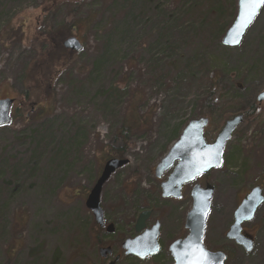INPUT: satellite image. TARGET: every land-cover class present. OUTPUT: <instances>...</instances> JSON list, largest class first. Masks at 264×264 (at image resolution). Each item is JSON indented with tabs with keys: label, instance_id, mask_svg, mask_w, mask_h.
I'll return each instance as SVG.
<instances>
[{
	"label": "rangeland",
	"instance_id": "1",
	"mask_svg": "<svg viewBox=\"0 0 264 264\" xmlns=\"http://www.w3.org/2000/svg\"><path fill=\"white\" fill-rule=\"evenodd\" d=\"M53 1L0 0V99L16 98L12 115L21 106L22 92H32L22 69L38 56L32 46L38 30L72 23L90 12L97 16L89 31L81 24L71 34L85 47L52 89L54 106L40 115H31L33 108L22 112L0 128V264H109L113 257L103 259L99 248L130 231L144 206H154L163 217L165 236L184 235L190 189L180 200L163 199L155 191V168L176 141L169 128L180 126L181 133L189 121L201 117L211 87L217 89L218 111L211 117L209 142L227 119L245 110L263 90L264 6L242 43L228 47L222 38L231 25L222 30V23L233 14L234 0H191L185 8L182 0H86L82 12H75L81 1L57 0L49 12ZM176 7V18L167 21ZM5 28L10 34L6 43ZM34 83L37 104L44 93ZM135 99L139 116L147 114L152 122L131 139L125 155L130 163L103 187L105 219L118 232L105 235L107 240L100 244L86 199L112 156L108 149L118 147L115 135ZM44 101L49 106V100ZM258 116V122L240 124L228 141L232 152L263 139L256 131L264 127V112ZM104 148L107 157L101 159ZM261 154L264 145L259 158L244 163L247 174L242 177L236 169L243 162L231 159L206 177L216 190L204 245L215 251L228 244L232 255L226 264H264V204L244 224L256 233L251 252L225 237L237 204L248 192L244 189L252 188L264 166ZM16 176L18 183L13 182ZM168 257L163 264L172 263ZM129 259L123 257L117 264L151 262Z\"/></svg>",
	"mask_w": 264,
	"mask_h": 264
},
{
	"label": "water",
	"instance_id": "2",
	"mask_svg": "<svg viewBox=\"0 0 264 264\" xmlns=\"http://www.w3.org/2000/svg\"><path fill=\"white\" fill-rule=\"evenodd\" d=\"M238 9L235 20L228 28L222 38V43L228 47H237L241 44L247 30L253 24L264 5L256 9V13L247 25L243 27L246 17V10L238 0ZM239 33V35H238ZM239 39V43L235 41ZM63 47L76 53L83 49V43L76 36H70L63 42ZM232 76L235 78V74ZM258 101H264V90L259 94ZM16 102L15 98L0 99V127L7 126L12 121L11 110ZM243 122L242 115H236L228 119L216 139L209 143L205 139V128L209 124V118L201 117L189 121L183 128L179 138L173 143L164 157L155 168V175L160 178L171 170L167 181L162 183V196L164 198H181L184 184L193 182L201 175L209 173L213 169L223 166V157L226 143L231 139L237 127ZM127 158H109L101 170L97 181L90 189L86 199V206L94 216L95 221L104 225V209L101 204V195L106 182L119 169L128 165ZM215 186L207 184L194 185L191 191L193 199L192 208L186 219V228L189 230L187 237L177 240L171 246L174 258L173 264H225L227 256L223 251H211L203 243L206 222L211 210V199ZM264 204V195L260 187H254L235 211L234 223L231 226L227 237L242 246L246 252L254 249L253 235L243 233V224L254 219L257 210ZM149 211L141 213L137 220L136 231L144 228V223L149 217ZM114 224L107 226V231L112 233ZM159 226L156 225L150 231L138 235L135 238L126 239L123 243L125 255H136L145 258L159 251L158 244ZM112 254V247H101L100 255L106 258ZM121 255H117L110 264H116Z\"/></svg>",
	"mask_w": 264,
	"mask_h": 264
},
{
	"label": "trees",
	"instance_id": "3",
	"mask_svg": "<svg viewBox=\"0 0 264 264\" xmlns=\"http://www.w3.org/2000/svg\"><path fill=\"white\" fill-rule=\"evenodd\" d=\"M81 2H76V11L82 12L84 7L86 6V0H78ZM189 2L191 0H182L180 2V5L182 8L187 7L186 2ZM57 0L53 1L52 7H50V11L55 7L54 5L57 3ZM187 2V3H188ZM235 3L236 0L233 1V14L231 13L230 16H227L225 21L222 23V30H224L228 25H231L236 17V8H235ZM179 7V6H178ZM178 7L175 8V12L171 15L167 16V21H171L176 18V12L178 11ZM94 12H90L85 18L83 19H77L73 21L72 23H63L61 25H45V27L40 28L35 36L34 43L32 46L37 49L38 51V56L33 61L27 66H24V71L22 69V76L24 77V81L26 84H28L29 88L32 89V92L29 90H25L22 92V99L20 102V108L17 111L16 115H12V120L15 119V117H18L21 115L22 112L25 111H31L33 108L34 110L31 112V115L36 112V114H44L48 110V108H52L55 104V98L54 92H52V89H54L55 84L58 82V79L60 76L62 77L63 72L68 69L72 62V57L76 55L77 53L67 50L63 47V42L65 39L71 36L73 33V30L81 26V24H86L85 30L89 31L91 26L94 25L96 15L94 16ZM233 20V21H232ZM123 23L122 22L119 26V29H123ZM119 24V23H118ZM117 24V25H118ZM115 26H111L110 31H114ZM9 31H6V28L3 31L4 34V43H6L10 39V34L8 33ZM23 39V35L20 38V41ZM85 46H83L84 48ZM81 53V52H80ZM35 82L37 83V87L41 89V92L44 93L40 96L38 103L36 104V101L33 98L34 95V87ZM217 86V84H215ZM262 87L264 88V81ZM212 89V87H211ZM209 90L208 95L203 99V106L201 109V117H208L211 119V117L214 116V114L218 111L217 107L218 104L216 103V90ZM49 100V106L44 105L43 102H47L44 100ZM136 104H137V99H135L132 102V106L128 108V111L125 115L124 122L122 126L119 128L115 135V141H117L118 147L113 149L109 148L108 152L112 153V156L110 158H126V153L129 151L130 148V141L133 138L135 134H137L138 130L142 127H146L145 125H150L152 122V117L150 116L143 115L139 116V113L136 109ZM38 108V111H37ZM36 109V110H35ZM243 112V111H241ZM246 117H249V114L246 112L245 113ZM36 118V116H34ZM29 120L24 119V122ZM209 128V127H208ZM206 129L205 135L206 138L210 134H212V130ZM170 129V134L173 137V140H177L178 137L180 136V131L181 127L180 126H172L169 128ZM218 127L215 128L217 130ZM171 138V136H170ZM208 139V138H207ZM105 148L103 150V154L101 155V159L106 158L107 155L105 154ZM108 157V158H109ZM101 170V169H100ZM101 174V173H100ZM98 179V178H97ZM19 177H15V180L13 181L14 183H18ZM97 181V180H96ZM95 181V182H96ZM95 184V183H94ZM97 227V228H96ZM94 228L96 229V240L102 244L103 240L107 238L105 237L104 234L101 232V227L98 226L97 224H94ZM125 233L122 234L121 237L124 236ZM108 237H112L111 235H106ZM122 239V238H121ZM231 256H229L230 258ZM228 258V260H229Z\"/></svg>",
	"mask_w": 264,
	"mask_h": 264
},
{
	"label": "flooded vegetation",
	"instance_id": "4",
	"mask_svg": "<svg viewBox=\"0 0 264 264\" xmlns=\"http://www.w3.org/2000/svg\"><path fill=\"white\" fill-rule=\"evenodd\" d=\"M240 86V85H239ZM261 93V91L257 94V96H256V100L255 101H250L248 104H247V107H246V109L245 110H243V112H238V113H236L234 116H236V115H242L243 116V122L241 123V124H243V126L246 124V123H248L249 121H253L254 119H256V121L258 122V120L260 119V116H258L257 117V115H258V113L259 112H264V101H262V102H260V101H258V96H259V94ZM257 101V102H256ZM250 103H251V107H249L248 108V106L250 105ZM259 107H263V108H259ZM248 113L249 114V117H246L245 116V113ZM263 118V117H262ZM249 120V121H248ZM227 121V120H226ZM225 121V122H226ZM264 123V120H263V122H262V124ZM225 124V123H224ZM240 126V125H239ZM238 126V127H239ZM238 127H237V129H238ZM236 129V130H237ZM236 130H235V132H236ZM255 131H256V129H255ZM233 133V135H232V137L231 138H234L235 136H236V134L238 133ZM256 133L257 134H260V133H262V135H263V139L262 140H259V141H255V142H252V143H250V144H248V147H249V149H243L242 151H239V147L238 148H236L235 149V151H231V146L230 147H228L227 145H228V142L226 143V146H225V150H224V157H223V166L220 168V169H222V168H224L226 165H227V163L229 162V160L231 159L232 160V162L233 161H236V162H243V164H241L240 165V167L239 168H237L236 170H237V175L238 176H243V175H245V174H247V172L245 171L246 169L244 168V163H247L248 161H252V159H257V158H259L258 157V153H259V147H261L262 148V146L264 145V127H260V128H258L257 129V131H256ZM231 140V139H230ZM229 140V141H230ZM237 151V152H236ZM261 155H264V154H261ZM213 170H216V169H213ZM213 170H211L209 173H211ZM171 171L172 170H170V172L168 173V174H166V173H164L163 175H162V177H160V178H158L156 175H155V178H156V185H155V191H156V194H159L163 199H166V200H180V199H182L183 197H184V195H185V192H186V190H188V189H190V198H191V201L193 202V199H192V196H191V191H192V188L194 187V185H196V184H200L201 186H206L207 184H212V183H210L209 181H208V179L206 178L207 177V175L209 174V173H207V174H205V175H201V176H199L198 178H196L195 179V181L196 180H199V182H196L195 184H193L194 182H191V183H187V184H184L183 185V187H182V196H181V198H179V199H177V198H173V197H169V198H164L163 196H162V183H164L165 181H167L168 180V178H169V175H170V173H171ZM154 174H155V172H154ZM166 174V175H165ZM204 179H206V180H204ZM254 187H260L261 188V190H262V192H263V195H264V166H263V168L260 170V173H259V177H258V179L253 183V185H252V188H254ZM252 188H245L244 189V194L246 193V196H247V194L250 192V190L252 189ZM215 190H216V187H215ZM215 192V191H214ZM214 195V194H213ZM245 196V197H246ZM244 197V198H245ZM243 198V199H244ZM243 199L237 204L238 206L241 204V202L243 201ZM238 206H237V208H238ZM262 206V205H261ZM260 206V207H261ZM191 208H192V204H191ZM191 208L189 209V211L191 210ZM211 208H212V205H211ZM236 208V209H237ZM145 211H149L150 213H149V217H148V219L145 221V225H144V228L140 231V232H137L136 231V224H137V220H138V218H139V216L141 215V213H143V212H145ZM189 211L188 212H186V216H185V221H184V223H183V229H184V235L183 236H178V235H174L173 236V234L172 235H170V237H169V235L168 236H165V233H164V228H163V217L162 216H160L159 214H158V211H156V208L154 207V206H144V207H142L140 210H139V212L137 213V215H136V217H135V219H134V222L132 221L131 222V224H132V228H131V230L130 231H128V232H126L125 234H124V236L123 237H120L119 239H117V241L116 242H114L113 244H111V243H105V244H103L101 247H105V246H110V247H112V254L111 255H108L106 258H104V257H102L103 259H107L108 260V258L109 257H113L112 259H111V261H113L114 260V258L117 256V255H121V258L119 259V261L123 258V257H126L127 259L128 258H130L129 260H139V261H151L150 263H148V264H163L162 263V261H163V259H165L167 256H171V260H172V263L171 264H173L174 263V258H173V255H172V251H171V246H172V244L174 243V242H176L177 240H181V239H184L185 237H187V235L189 234V230L186 228V219H187V216H188V213H189ZM236 211V210H235ZM235 211H234V214H233V219H232V223L230 224V226H229V228H228V231L226 232V234H225V237H226V239L229 241V242H233L236 246H238L240 249H242V250H244V248L242 247V246H240V245H238L234 240H230V239H228V237H227V233L229 232V230H230V228H231V226L233 225V223H234V215H235ZM210 213V212H209ZM105 216V215H104ZM256 216V215H255ZM96 222V221H95ZM111 223V221H106V219H105V222H104V225L103 226H101V225H99L97 222H96V224L98 225V226H100L101 227V232H102V234H104V235H114V234H116L117 232H118V229H117V226L114 224V230H113V232L112 233H109L108 231H107V226L109 225ZM248 223V222H247ZM245 224V223H244ZM244 224H243V233H247V234H250V235H253V239H254V244H255V238H256V233L253 231L252 232V230H247L246 228H245V226H244ZM156 225H158L159 226V236H158V244H159V251L157 252V253H155V254H152V255H149V256H147V257H145V258H141V257H139V256H136V255H125V251L123 250V248H122V246H123V243L125 242V240L126 239H131V238H135V237H137L138 235H141V234H143V233H146L147 231H150L151 229H153V227H155ZM97 228V227H96ZM186 234V235H185ZM122 238V239H121ZM170 238H173V239H171L170 241H169V239ZM165 240H167L168 242H165ZM170 242V243H169ZM108 244V245H107ZM114 246H116V247H118V249H117V251L115 252V250H114ZM100 247V248H101ZM99 248V249H100ZM220 251H223L226 255H227V257L229 258V256H231L232 255V253H231V250L229 249V246H228V244L226 245V246H224V247H222L221 249H219ZM217 251V250H216ZM245 251V250H244ZM168 257V258H169ZM110 261V262H111ZM118 261V262H119ZM110 262H109V264H110ZM117 262V263H118ZM116 263V264H117Z\"/></svg>",
	"mask_w": 264,
	"mask_h": 264
},
{
	"label": "snow or ice",
	"instance_id": "5",
	"mask_svg": "<svg viewBox=\"0 0 264 264\" xmlns=\"http://www.w3.org/2000/svg\"><path fill=\"white\" fill-rule=\"evenodd\" d=\"M242 6L246 10V19L244 22L243 27H247V25L251 22L253 19L256 9L260 5H264V0H241ZM239 35V33H238ZM236 43H239V39L235 41Z\"/></svg>",
	"mask_w": 264,
	"mask_h": 264
}]
</instances>
